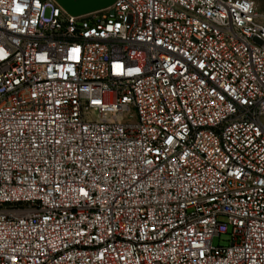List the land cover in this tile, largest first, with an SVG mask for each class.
Returning <instances> with one entry per match:
<instances>
[{
    "label": "built area",
    "instance_id": "built-area-1",
    "mask_svg": "<svg viewBox=\"0 0 264 264\" xmlns=\"http://www.w3.org/2000/svg\"><path fill=\"white\" fill-rule=\"evenodd\" d=\"M0 264H264L254 0H0Z\"/></svg>",
    "mask_w": 264,
    "mask_h": 264
},
{
    "label": "water",
    "instance_id": "water-1",
    "mask_svg": "<svg viewBox=\"0 0 264 264\" xmlns=\"http://www.w3.org/2000/svg\"><path fill=\"white\" fill-rule=\"evenodd\" d=\"M74 16H83L110 7L114 0H56Z\"/></svg>",
    "mask_w": 264,
    "mask_h": 264
},
{
    "label": "rangeland",
    "instance_id": "rangeland-1",
    "mask_svg": "<svg viewBox=\"0 0 264 264\" xmlns=\"http://www.w3.org/2000/svg\"><path fill=\"white\" fill-rule=\"evenodd\" d=\"M256 4L258 5L259 9L264 12V0H254ZM227 236L223 237H216L214 240V244L218 246L219 244L226 245L227 244Z\"/></svg>",
    "mask_w": 264,
    "mask_h": 264
}]
</instances>
